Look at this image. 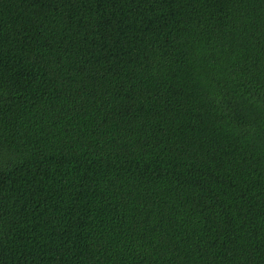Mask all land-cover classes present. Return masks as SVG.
<instances>
[{
	"label": "trees",
	"instance_id": "obj_1",
	"mask_svg": "<svg viewBox=\"0 0 264 264\" xmlns=\"http://www.w3.org/2000/svg\"><path fill=\"white\" fill-rule=\"evenodd\" d=\"M0 264H264V0H0Z\"/></svg>",
	"mask_w": 264,
	"mask_h": 264
}]
</instances>
